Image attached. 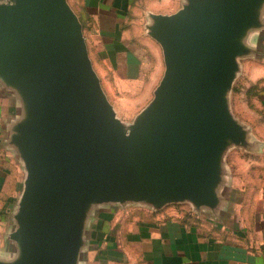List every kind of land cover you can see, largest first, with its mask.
<instances>
[{
  "label": "water",
  "instance_id": "1",
  "mask_svg": "<svg viewBox=\"0 0 264 264\" xmlns=\"http://www.w3.org/2000/svg\"><path fill=\"white\" fill-rule=\"evenodd\" d=\"M258 1L189 0L156 16L164 72L126 133L67 0H0V80L27 111L13 137L26 170L10 235L18 256L0 264H76L92 204L211 202L223 148L244 142L219 95Z\"/></svg>",
  "mask_w": 264,
  "mask_h": 264
},
{
  "label": "crops",
  "instance_id": "2",
  "mask_svg": "<svg viewBox=\"0 0 264 264\" xmlns=\"http://www.w3.org/2000/svg\"><path fill=\"white\" fill-rule=\"evenodd\" d=\"M68 1L89 51L97 50L92 36L99 35L103 40L99 45L119 51L128 68L148 67L143 82L157 67L150 78L152 99L164 72V58L149 29L156 16L171 15L189 0ZM252 11V22L237 38L238 67L246 60L264 64V0ZM257 84L264 112V76L251 82ZM26 114L20 91L0 80V261L4 263L18 256L10 235L16 228L14 216L26 170L13 137ZM247 128L255 130L253 125ZM256 132L255 140L223 148L209 204L184 200L161 206L145 201L89 205L76 264H264V122L259 121Z\"/></svg>",
  "mask_w": 264,
  "mask_h": 264
},
{
  "label": "rangeland",
  "instance_id": "3",
  "mask_svg": "<svg viewBox=\"0 0 264 264\" xmlns=\"http://www.w3.org/2000/svg\"><path fill=\"white\" fill-rule=\"evenodd\" d=\"M67 2L71 7L70 2L68 0ZM93 37V42L98 47H96L97 50H93V48L88 50L92 67L99 78L107 100L115 106L113 107L115 111H118L119 114L116 115L122 121L124 131L127 133L136 116L151 101L150 87L154 82L150 81V78L152 79L157 74V67L152 72L153 76L151 77L149 75L151 73L148 72V80L146 78V81L143 82L142 77H144L143 74L147 73L148 67L146 69V66L139 65L135 67V70L128 68L124 55L119 54L120 52L114 49L107 50L103 44L99 45L103 42L101 36L94 35ZM143 54L139 55L146 59ZM112 63L116 64L112 65ZM136 71L138 77L135 76ZM258 76H264V64L257 61H250L249 63L247 60L246 63L243 61V64H239L236 70L231 87L223 88L219 95L232 117L243 129L240 131V137L243 138L244 142L255 140L259 121L260 123L264 122V112L257 98L258 84L251 85V82ZM252 125L255 127L253 131L247 128Z\"/></svg>",
  "mask_w": 264,
  "mask_h": 264
}]
</instances>
